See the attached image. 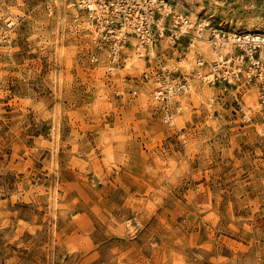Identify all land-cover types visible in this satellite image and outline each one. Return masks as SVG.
<instances>
[{"label":"rangeland","instance_id":"1","mask_svg":"<svg viewBox=\"0 0 264 264\" xmlns=\"http://www.w3.org/2000/svg\"><path fill=\"white\" fill-rule=\"evenodd\" d=\"M152 1L164 34L132 46L82 0H0V264H264L257 87L195 75L264 0ZM157 72L189 84L169 122Z\"/></svg>","mask_w":264,"mask_h":264},{"label":"built area","instance_id":"2","mask_svg":"<svg viewBox=\"0 0 264 264\" xmlns=\"http://www.w3.org/2000/svg\"><path fill=\"white\" fill-rule=\"evenodd\" d=\"M83 5L100 17L106 31L112 32L114 19L122 22L136 32L142 42H153L164 34L165 26L157 17V7L152 0H82ZM175 26H189L185 17H175ZM171 35H176L172 34ZM214 48L219 51L218 57L211 62L207 74L196 71L195 75L208 81L222 80L238 82L241 78L254 81L257 87L258 105L264 111V33L258 31H240L230 35L214 33ZM123 38L117 37L112 46V54L118 52ZM226 50L222 54V50ZM156 87L154 98L161 107L163 120L172 119L171 99L178 93L188 90L186 81L171 83L164 73L154 75ZM264 116V115H263Z\"/></svg>","mask_w":264,"mask_h":264},{"label":"bare ground","instance_id":"3","mask_svg":"<svg viewBox=\"0 0 264 264\" xmlns=\"http://www.w3.org/2000/svg\"><path fill=\"white\" fill-rule=\"evenodd\" d=\"M165 4V10H164V13L166 14V13H168L169 11H170V9H171V6H170V4H168V3H164ZM92 28V27H91ZM190 28V26H186L184 29H183V32H186L187 33V31H188V29ZM122 29L123 30H125L130 36H134V34L131 32V30L127 27V26H123L122 27ZM95 31V30H94ZM245 31H258V32H263L264 33V28H261V27H250V28H247V29H245ZM93 32V31H92ZM200 34V33H199ZM94 37V36H93ZM132 40V41H131ZM130 41H131V43H130V45H132V46H134L135 44H138V45H140V46H143V42L142 41H135L134 39H131ZM134 42H135V44H134ZM203 44H204V42H203ZM200 45V44H199ZM206 46V45H205ZM209 46V45H208ZM203 47H204V45H203ZM204 49V48H203ZM135 51V50H134ZM137 51V50H136ZM216 51H215V49H214V46H213V48L212 49H208L207 50V52H206V56H207V58L209 59V61H210V58H212L213 56H214V53H215ZM134 53V52H133ZM249 99V98H248ZM250 100V99H249ZM250 103V102H249Z\"/></svg>","mask_w":264,"mask_h":264}]
</instances>
